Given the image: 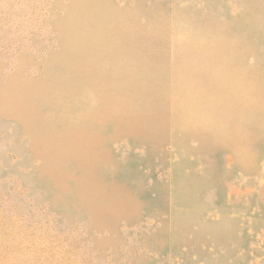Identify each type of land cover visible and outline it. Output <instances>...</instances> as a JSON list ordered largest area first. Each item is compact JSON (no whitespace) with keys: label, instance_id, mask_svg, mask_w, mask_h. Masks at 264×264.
Returning <instances> with one entry per match:
<instances>
[{"label":"rangeland","instance_id":"1","mask_svg":"<svg viewBox=\"0 0 264 264\" xmlns=\"http://www.w3.org/2000/svg\"><path fill=\"white\" fill-rule=\"evenodd\" d=\"M0 264H264V0H0Z\"/></svg>","mask_w":264,"mask_h":264}]
</instances>
